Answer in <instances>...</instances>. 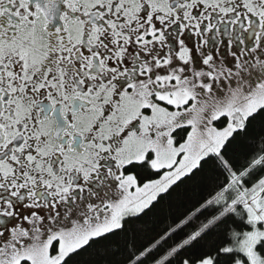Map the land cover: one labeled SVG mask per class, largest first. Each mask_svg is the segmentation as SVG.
Masks as SVG:
<instances>
[{"label":"snow or ice","instance_id":"1","mask_svg":"<svg viewBox=\"0 0 264 264\" xmlns=\"http://www.w3.org/2000/svg\"><path fill=\"white\" fill-rule=\"evenodd\" d=\"M0 264H264V0H0Z\"/></svg>","mask_w":264,"mask_h":264}]
</instances>
